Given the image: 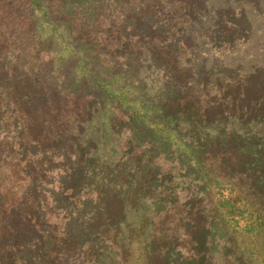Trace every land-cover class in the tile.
I'll return each instance as SVG.
<instances>
[{
	"label": "rangeland",
	"instance_id": "obj_1",
	"mask_svg": "<svg viewBox=\"0 0 264 264\" xmlns=\"http://www.w3.org/2000/svg\"><path fill=\"white\" fill-rule=\"evenodd\" d=\"M158 1L150 13L135 4L115 14L130 43L113 57L102 50L85 60L96 81L70 86L67 75L80 66L65 55L57 61L47 90L61 114L75 109L59 101L67 87L94 98L89 114L62 126L43 149L25 143L11 107L0 106V264H11L19 244L41 243L51 226L82 244L106 241L100 264H123L116 251L123 245L141 249L150 264L205 256L230 264L222 257L230 251L225 229L243 235L260 221L264 0H148ZM137 37L140 44L132 43ZM10 82L3 74L0 89ZM169 194L195 209L161 213ZM254 238L248 253L264 258V235Z\"/></svg>",
	"mask_w": 264,
	"mask_h": 264
},
{
	"label": "trees",
	"instance_id": "obj_2",
	"mask_svg": "<svg viewBox=\"0 0 264 264\" xmlns=\"http://www.w3.org/2000/svg\"><path fill=\"white\" fill-rule=\"evenodd\" d=\"M100 1L0 0V68L4 71L3 73L0 71V77L4 74L11 80L8 89L3 87L0 89V106L3 109L6 104L11 107L12 111L10 112L15 115V120L18 121L16 124L21 127L28 140L25 143L34 142L40 149H43L45 144L51 142L58 135H62L64 130L62 126L65 127L66 123L71 125L75 119L79 118V115L84 117L89 114L87 111L90 108L88 100L94 97L79 95L83 92L81 89L79 91V87L77 89L67 87L65 92L61 93L59 90L60 92L57 93L60 96V102L72 103L71 107H75L73 113L68 115L67 113L61 114L63 112L61 105L56 103V97L52 91L47 90L49 72L55 68L57 61H65L64 58H61L62 55L67 57L66 62H71L73 67L78 64L80 70L84 69V73L79 70L80 72H76L79 74L74 75L75 69H73L72 75H67L69 85L72 81H78L79 84L85 82L86 79L96 81L93 70L87 71L84 68L85 60L89 58L93 62L96 61L102 50L113 54L110 56L113 57L121 51L124 42H126V46H129L130 43L117 31L115 25L119 17L115 14L118 15L121 8L133 7L135 4L136 7L140 5L145 12L149 13L153 9L160 8V1L154 5L148 0H141L138 3L131 0ZM185 7L179 5L177 10L185 11ZM171 12L164 11L165 14ZM139 40V37L134 38L132 43L140 44ZM1 91L3 92L1 93ZM27 101L33 105L28 103L30 107L27 106ZM59 114L60 117H58ZM54 124L58 126L59 131H53ZM171 194L166 196L167 200H171L168 210L161 213L168 214L177 208L183 210L187 206L195 209L193 206L197 204L196 202L192 204L191 202L178 203L176 196ZM191 198L192 195L187 201ZM262 211H264V200ZM188 216L191 218L192 213H188ZM207 221H201L202 229L205 228ZM154 223L151 221L152 228ZM209 227L208 225L206 229ZM225 230L228 233V239L225 240L224 245L230 251L222 257L230 261V264H260V262L264 264V258H260L259 255L256 257V253H248V249L252 248V244L256 242L252 241L253 236L256 238L259 234L264 235V214L260 221L255 226H251L243 235L232 230L229 232V228ZM57 232L58 230L51 226L46 233L42 232L41 243L24 242L19 244L10 263L100 264L99 253H101V247L108 246L106 241L98 238L99 245L97 247L96 244H82L68 233ZM177 244L178 242L175 240L171 246L177 248ZM192 244L197 245V241L194 239ZM205 244L210 245L207 241ZM161 245H167V243L163 242ZM152 248L155 251L169 250L167 246H160L157 249L153 246ZM133 250L131 247L124 248V245L116 248V251L122 255L123 264H150V261L144 258L141 249L134 250V252ZM209 259L210 257L205 256L199 260L188 261L186 264H210ZM164 260L165 258H163ZM212 262L214 264V256Z\"/></svg>",
	"mask_w": 264,
	"mask_h": 264
}]
</instances>
